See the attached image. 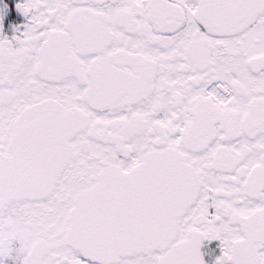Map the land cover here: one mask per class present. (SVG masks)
Returning <instances> with one entry per match:
<instances>
[{
	"label": "snow or ice",
	"instance_id": "obj_1",
	"mask_svg": "<svg viewBox=\"0 0 264 264\" xmlns=\"http://www.w3.org/2000/svg\"><path fill=\"white\" fill-rule=\"evenodd\" d=\"M0 5V264H264V0Z\"/></svg>",
	"mask_w": 264,
	"mask_h": 264
},
{
	"label": "flooded vegetation",
	"instance_id": "obj_2",
	"mask_svg": "<svg viewBox=\"0 0 264 264\" xmlns=\"http://www.w3.org/2000/svg\"><path fill=\"white\" fill-rule=\"evenodd\" d=\"M4 3H13L11 12L6 16L4 20L3 35L11 38L14 35L12 24L23 25L26 23V18L18 13L14 7V0H0V5ZM201 252L206 264H214L215 257L219 255V241H204L201 244Z\"/></svg>",
	"mask_w": 264,
	"mask_h": 264
}]
</instances>
